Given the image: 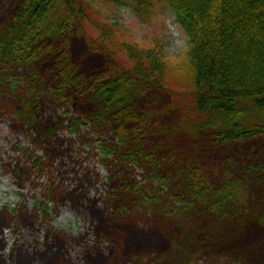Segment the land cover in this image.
I'll list each match as a JSON object with an SVG mask.
<instances>
[{"label": "trees", "instance_id": "trees-1", "mask_svg": "<svg viewBox=\"0 0 264 264\" xmlns=\"http://www.w3.org/2000/svg\"><path fill=\"white\" fill-rule=\"evenodd\" d=\"M105 1L131 5L145 23L166 3L188 36L186 74L158 40H120V24L96 0H20L0 23V67L25 71L31 85L48 79L61 98H83L93 126L122 147L107 154L157 185L142 200L172 202L178 235L153 264H264L258 249L235 241L248 224L264 227V0ZM75 38L109 60L103 75L84 77L70 63ZM173 77L189 86L188 101L176 100Z\"/></svg>", "mask_w": 264, "mask_h": 264}, {"label": "rangeland", "instance_id": "rangeland-1", "mask_svg": "<svg viewBox=\"0 0 264 264\" xmlns=\"http://www.w3.org/2000/svg\"><path fill=\"white\" fill-rule=\"evenodd\" d=\"M96 1L120 24V40L145 47L158 40L183 71L188 36L166 3L145 23L129 4ZM19 3L0 0V23ZM69 50L84 77L103 75L110 64L80 38ZM50 68L39 67V80ZM46 80V87L31 85L25 71L0 67V264H153L167 257L179 231L169 222L172 202L149 207L142 194L156 185L148 173L104 155L101 145L117 147L114 134L91 124L93 107L83 98H61ZM173 81L176 100L188 101L189 86ZM72 118L80 120L74 133ZM243 228L236 245L264 257V227Z\"/></svg>", "mask_w": 264, "mask_h": 264}]
</instances>
